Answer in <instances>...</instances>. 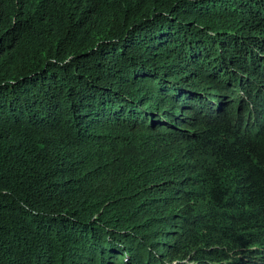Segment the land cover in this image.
<instances>
[{
    "label": "trees",
    "instance_id": "trees-1",
    "mask_svg": "<svg viewBox=\"0 0 264 264\" xmlns=\"http://www.w3.org/2000/svg\"><path fill=\"white\" fill-rule=\"evenodd\" d=\"M0 264H264V0H0Z\"/></svg>",
    "mask_w": 264,
    "mask_h": 264
},
{
    "label": "rangeland",
    "instance_id": "rangeland-1",
    "mask_svg": "<svg viewBox=\"0 0 264 264\" xmlns=\"http://www.w3.org/2000/svg\"><path fill=\"white\" fill-rule=\"evenodd\" d=\"M219 90H221L224 93V95L221 96L220 98L223 100L226 106H230V109H232L234 113L239 103L237 99L240 98L239 96V90H241L240 87L237 85V86H232L230 88V86L227 85V87L221 86ZM242 95H244V93ZM242 97L245 99V96Z\"/></svg>",
    "mask_w": 264,
    "mask_h": 264
}]
</instances>
